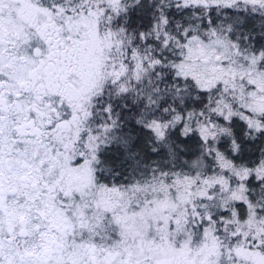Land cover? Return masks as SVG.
<instances>
[{
  "label": "snow or ice",
  "instance_id": "6c2138e0",
  "mask_svg": "<svg viewBox=\"0 0 264 264\" xmlns=\"http://www.w3.org/2000/svg\"><path fill=\"white\" fill-rule=\"evenodd\" d=\"M0 264H264V0H0Z\"/></svg>",
  "mask_w": 264,
  "mask_h": 264
}]
</instances>
